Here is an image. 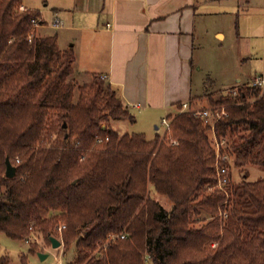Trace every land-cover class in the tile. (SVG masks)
Listing matches in <instances>:
<instances>
[{"label":"trees","instance_id":"1","mask_svg":"<svg viewBox=\"0 0 264 264\" xmlns=\"http://www.w3.org/2000/svg\"><path fill=\"white\" fill-rule=\"evenodd\" d=\"M21 5L0 0V233L20 241L38 232L52 243L63 222L64 254L74 252L66 264H264V178L249 180L250 168L264 171L262 89L209 97L228 113L216 127L225 163L244 172L220 188L200 118L180 111L153 139L121 134L112 122L136 116L118 90L97 74L72 82L73 49L62 51L56 33L35 35L34 20L47 23ZM7 158L14 178L5 176ZM38 251L33 244L19 263L0 252V264H31Z\"/></svg>","mask_w":264,"mask_h":264},{"label":"crops","instance_id":"2","mask_svg":"<svg viewBox=\"0 0 264 264\" xmlns=\"http://www.w3.org/2000/svg\"><path fill=\"white\" fill-rule=\"evenodd\" d=\"M213 1L230 2L229 11L240 5L239 0L236 5L235 0H23V6L41 13L47 23L41 28L54 30L61 50L73 49L75 78L104 77L136 122L156 124L177 115L183 103L193 106V98L204 97L194 95L195 61L201 20L222 13L207 8ZM57 18L61 24L54 28ZM215 36L226 38L220 30Z\"/></svg>","mask_w":264,"mask_h":264},{"label":"rangeland","instance_id":"3","mask_svg":"<svg viewBox=\"0 0 264 264\" xmlns=\"http://www.w3.org/2000/svg\"><path fill=\"white\" fill-rule=\"evenodd\" d=\"M236 5V0L233 2ZM237 10L229 11L227 6L230 2H214L208 5V9L218 10L217 12L207 14V17L201 20V41L199 43V55L196 59V77L194 81V95L209 94L208 97L195 100L194 107L202 108L210 106L209 97L217 100L221 94L229 93L233 88H240L244 85H250L251 79L256 76H264V0H252L250 3L245 0H239ZM224 7V8H223ZM226 8V9H225ZM21 10L24 6L21 5ZM225 10V12H224ZM231 13V14H230ZM50 17L47 21H50ZM223 31L226 38L221 40L215 36L216 31ZM33 33L37 36H46L55 34L54 30L33 27ZM250 49V51H249ZM64 51V50H62ZM199 65L202 69L199 71ZM100 79L106 80L103 77ZM240 79L242 83H238ZM70 80L79 86L89 84L94 81V76L86 77L84 80L75 78L73 73ZM250 80V81H248ZM79 92H76L78 96ZM114 129L121 134L124 133H141L144 132L149 138L156 134L164 136L166 126L162 120L156 124H150L144 119L132 123L130 121L116 120L112 122ZM158 126V129L157 127ZM46 144V143H45ZM231 178L234 183H239L243 179L244 172L231 166ZM250 181L264 178V171L259 168H250ZM6 176V174H5ZM150 196L155 198L165 209L170 210L173 202L165 195H160L150 190ZM66 224L61 222L54 230L55 237L62 242L59 248H53L42 233H33L28 239L20 241L14 240L7 235L0 233V252L6 253L12 263H19L20 256L23 253H29L33 244L39 246L36 254L29 256L31 264H66L74 260V252L71 249L65 256V242L63 231L59 227ZM115 239V236L113 237ZM111 241V239H110ZM109 241L105 243L103 249L106 250ZM217 243L212 244L215 247ZM39 253H47L49 256L41 260ZM100 259L105 258L102 251L98 249L95 252Z\"/></svg>","mask_w":264,"mask_h":264},{"label":"built area","instance_id":"4","mask_svg":"<svg viewBox=\"0 0 264 264\" xmlns=\"http://www.w3.org/2000/svg\"><path fill=\"white\" fill-rule=\"evenodd\" d=\"M60 19H55L54 23L51 25L54 28L60 27ZM40 26L38 21L34 20V27ZM108 26H111L108 24ZM104 78V77H103ZM251 86L260 87L262 89V92L264 93V77L263 76H256L251 79L250 82ZM231 94L237 96L238 90L234 89L230 91ZM192 112L196 117L200 118L206 126H208V135L212 142V145L214 147V150L216 151V160H217V175L219 177V187L224 188L226 185H228L231 182V177L229 175L230 169L226 165L225 162H228L230 160V156L224 152V149L226 147L227 141L225 139H220L217 135L216 127L218 122L223 119L225 116H227V110L225 106H207V107H193L189 102H185L182 104L181 112ZM162 124L166 126V131H169L171 120L168 118H164L162 120ZM164 134V135H165ZM108 140V138L106 139ZM103 139H99V142H102ZM177 142L175 141L174 144ZM19 162V160H17ZM66 228L65 225L59 227V230L62 232V230ZM62 264V262H61Z\"/></svg>","mask_w":264,"mask_h":264},{"label":"water","instance_id":"5","mask_svg":"<svg viewBox=\"0 0 264 264\" xmlns=\"http://www.w3.org/2000/svg\"><path fill=\"white\" fill-rule=\"evenodd\" d=\"M17 174V167L12 163V161L7 158L6 159V177L8 178H14ZM51 242L53 248H59L62 246V242L57 239L56 237H51ZM38 256L41 258V260H45L48 258L47 253H39Z\"/></svg>","mask_w":264,"mask_h":264}]
</instances>
